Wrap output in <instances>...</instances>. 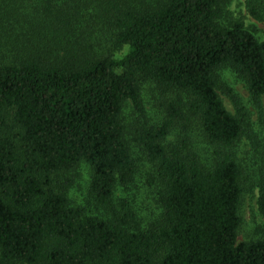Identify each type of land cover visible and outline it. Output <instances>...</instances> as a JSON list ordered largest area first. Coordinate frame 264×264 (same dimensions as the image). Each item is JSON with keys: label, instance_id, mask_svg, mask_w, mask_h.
Returning <instances> with one entry per match:
<instances>
[{"label": "trees", "instance_id": "trees-1", "mask_svg": "<svg viewBox=\"0 0 264 264\" xmlns=\"http://www.w3.org/2000/svg\"><path fill=\"white\" fill-rule=\"evenodd\" d=\"M224 4L0 2V264H264V238L238 243L246 186H257L264 217V148L246 110L235 101L231 114L218 92L230 68L259 102L264 42L240 21L224 23ZM247 8L264 21V0ZM145 84L160 102L150 117ZM243 136L259 154L254 184L235 151ZM132 142L161 209L147 228L115 199L139 169ZM82 162L87 208L61 185Z\"/></svg>", "mask_w": 264, "mask_h": 264}, {"label": "rangeland", "instance_id": "rangeland-1", "mask_svg": "<svg viewBox=\"0 0 264 264\" xmlns=\"http://www.w3.org/2000/svg\"><path fill=\"white\" fill-rule=\"evenodd\" d=\"M6 0H0L3 2ZM41 1V0H37ZM39 3V2H38ZM223 22L240 21L250 30L259 41L264 42V21L253 17L247 8V0H225ZM102 38H105L103 33ZM127 47H123L116 52V56L123 57ZM218 92L227 110L237 115V105L235 101L243 107L249 121L254 138L258 139L259 153L264 145V96L259 102L255 101L249 94L244 82L230 69L223 68L219 71ZM154 91L152 84H145L142 92V102L148 117L154 114L159 107V99H153ZM137 114L131 103H127L123 112L124 123L129 131L135 127ZM131 133V131H130ZM132 138V135H131ZM133 155L139 162V169L135 180L127 187H118L115 192V199H126L130 201L136 214V220L140 227L147 228L152 222L159 218L161 209L157 202L156 188L153 178V169L146 161L142 147L136 142H132ZM238 160L245 166V175H249L248 181L256 182V164L258 159L255 148L251 145L249 138L243 136L239 144L235 147ZM65 179H61V185L66 188L67 197L74 206H84L87 208L89 185L91 179V169L88 164L81 163L71 174H67ZM255 181V182H254ZM258 188L256 185L246 186L242 195L240 205V215L242 223L238 234V243L253 242L264 238V217L257 207ZM91 201V200H90ZM92 204V203H91ZM91 213H96L92 207Z\"/></svg>", "mask_w": 264, "mask_h": 264}]
</instances>
